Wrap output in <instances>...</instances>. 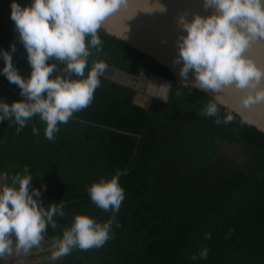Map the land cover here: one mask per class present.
<instances>
[{"label": "trees", "instance_id": "1", "mask_svg": "<svg viewBox=\"0 0 264 264\" xmlns=\"http://www.w3.org/2000/svg\"><path fill=\"white\" fill-rule=\"evenodd\" d=\"M16 2L23 7L32 0ZM11 3L0 0V49L10 51L15 44L13 63L27 77V53L11 19ZM98 35L102 47L92 49L89 68L98 60L131 75L147 70L167 78V101L152 98L147 107L131 103V89L101 75L91 104L58 125L54 140L45 138L46 125L38 116L19 134L14 122H0V186L27 167L43 204L62 200L65 211L54 218L55 230L48 225L43 253L34 248L27 256L0 258V264H23L34 251L41 260L35 264H264V132L242 124L239 115L217 124L215 117L201 114L209 94L183 87L151 56L101 30ZM21 99L19 87L0 73V100ZM225 112L221 108V118ZM224 145H239L243 159L236 163ZM117 171L125 198L115 214L119 227L113 223L107 243L73 249L57 261L41 257L75 214L98 222L111 218L112 212L93 204L87 187ZM204 247L206 259H191Z\"/></svg>", "mask_w": 264, "mask_h": 264}, {"label": "clouds", "instance_id": "2", "mask_svg": "<svg viewBox=\"0 0 264 264\" xmlns=\"http://www.w3.org/2000/svg\"><path fill=\"white\" fill-rule=\"evenodd\" d=\"M126 3L32 0L22 7L12 0L11 19L26 50L30 74L25 77L14 65L15 44L10 45V51L0 49V73L19 87L24 98L11 104L0 100V122H14L19 134L28 121L38 116L46 125L45 138L54 140L58 125L67 124L75 112L91 104L107 65L97 60L89 68V57L92 49L101 50L98 32L104 21ZM155 5L149 13L166 11L160 0H155ZM203 7L212 11L207 15L193 13L191 19L187 13L177 17L182 29L175 61L181 64L180 81L185 88L211 93L202 115L215 117L217 124L225 125L239 115L242 124L264 132V125L247 115L255 113L264 118V0H203ZM58 64L64 65L62 70ZM190 72L193 79H189ZM159 97L167 101L166 95ZM221 108L226 110L223 118ZM32 132L39 134L35 124ZM120 175L117 171L111 179L102 176L87 187L93 204L112 212L111 218L98 222L87 214H75L62 236L51 238L52 261L69 255L73 249L101 248L111 238L112 225L117 223L115 214L125 198ZM3 176L7 178L8 174ZM32 179L25 167L23 175L16 173L10 183L0 186V258L27 256L40 248L48 225L55 230L58 223L54 218L65 216L62 200L58 204L50 202L47 207L43 204L40 189L31 187ZM210 238L211 233H205V239ZM208 251L204 247L191 259H206Z\"/></svg>", "mask_w": 264, "mask_h": 264}, {"label": "water", "instance_id": "3", "mask_svg": "<svg viewBox=\"0 0 264 264\" xmlns=\"http://www.w3.org/2000/svg\"><path fill=\"white\" fill-rule=\"evenodd\" d=\"M160 3L165 5V12L149 13L148 11L156 6L155 0H127L120 11L104 21L100 30L107 37L121 41L130 48L151 56L165 66L175 79H180L181 64L175 61L178 56L177 40L182 34V29L177 24V17L187 13V18L191 19L193 13L207 15L212 10L205 11L203 0H160ZM102 75L131 89L133 91L131 103L142 107L149 106L152 98L163 100L159 97L160 95H166L167 99L171 84L169 79L147 70L131 75L109 65ZM189 79H193L191 72ZM207 94L211 95V93ZM247 115L256 124L264 125V118L255 113Z\"/></svg>", "mask_w": 264, "mask_h": 264}, {"label": "rangeland", "instance_id": "4", "mask_svg": "<svg viewBox=\"0 0 264 264\" xmlns=\"http://www.w3.org/2000/svg\"><path fill=\"white\" fill-rule=\"evenodd\" d=\"M223 151L228 154L229 157H231L236 163H239L243 159V153L241 151V147L239 145H224L222 147ZM50 248V246L47 247V249ZM45 247H41V249L38 250L39 253H43V250H45ZM53 250V249H52ZM50 250L48 253L43 254L41 257L48 258L51 260V252ZM31 254V253H30ZM41 259V258H40ZM38 260V257L35 255V251L33 254L29 257V260L24 261L23 264H35ZM18 264V263H17Z\"/></svg>", "mask_w": 264, "mask_h": 264}, {"label": "crops", "instance_id": "5", "mask_svg": "<svg viewBox=\"0 0 264 264\" xmlns=\"http://www.w3.org/2000/svg\"><path fill=\"white\" fill-rule=\"evenodd\" d=\"M7 259H10V258L7 257Z\"/></svg>", "mask_w": 264, "mask_h": 264}]
</instances>
